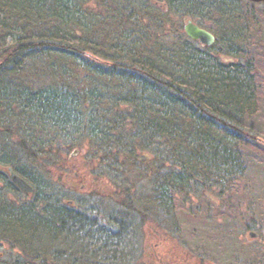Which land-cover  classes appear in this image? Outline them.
I'll use <instances>...</instances> for the list:
<instances>
[{
	"label": "trees",
	"instance_id": "1",
	"mask_svg": "<svg viewBox=\"0 0 264 264\" xmlns=\"http://www.w3.org/2000/svg\"><path fill=\"white\" fill-rule=\"evenodd\" d=\"M243 1L0 0V25L21 31L0 52V264H145L154 212L173 221L178 197L240 192L264 94V57L231 23ZM185 19L215 44L188 38ZM84 146L97 181L142 172L150 199L131 187L107 215L65 204L49 173Z\"/></svg>",
	"mask_w": 264,
	"mask_h": 264
},
{
	"label": "rangeland",
	"instance_id": "2",
	"mask_svg": "<svg viewBox=\"0 0 264 264\" xmlns=\"http://www.w3.org/2000/svg\"><path fill=\"white\" fill-rule=\"evenodd\" d=\"M240 5L242 18H232V26L239 30L253 53L264 57V4L244 0ZM172 22L183 24L178 19ZM13 27V22L7 29L0 25V52L20 34V29L15 31ZM252 123L257 128V140L241 150L246 172L240 192L226 198L216 193L201 198L178 197L173 221L154 212L156 221L147 222L140 229L145 264H264V94ZM91 149L84 146L71 154L70 166L74 167L71 171L49 173L53 189L60 192L62 188L69 194L65 204L72 201L73 207L78 208L80 204L91 203L107 215L112 205L119 202L116 195H125L131 187L137 198L150 199L152 181L141 180L142 172H130L126 178L123 173L110 171L97 181L92 175L94 166L87 159ZM9 198L17 200L15 194H9ZM254 225L260 228V233L248 229ZM251 232L258 237L251 238Z\"/></svg>",
	"mask_w": 264,
	"mask_h": 264
},
{
	"label": "water",
	"instance_id": "3",
	"mask_svg": "<svg viewBox=\"0 0 264 264\" xmlns=\"http://www.w3.org/2000/svg\"><path fill=\"white\" fill-rule=\"evenodd\" d=\"M252 3L256 4H264V0H247ZM184 30L188 38H190L193 41H196L200 43L202 46L205 47H211L216 42V36L208 31L205 28L200 27L199 25L195 24L190 19H185L184 21ZM77 152H75L76 154ZM8 172L10 174L11 181L14 185L17 186V188L27 194L31 195L34 193L35 189L32 187L26 180H24L21 176H19L13 168H9ZM251 238H257L258 234L251 232L250 233Z\"/></svg>",
	"mask_w": 264,
	"mask_h": 264
},
{
	"label": "flooded vegetation",
	"instance_id": "4",
	"mask_svg": "<svg viewBox=\"0 0 264 264\" xmlns=\"http://www.w3.org/2000/svg\"><path fill=\"white\" fill-rule=\"evenodd\" d=\"M75 176H76L77 178L79 177L78 174H75ZM142 244H143V243L139 244V247H140V246L142 247ZM141 247H140V248H141ZM141 249H142V248H141ZM143 250H144V249H142V252H140V256L145 258L146 255H144V251H143ZM146 258H148V257H146Z\"/></svg>",
	"mask_w": 264,
	"mask_h": 264
},
{
	"label": "bare ground",
	"instance_id": "5",
	"mask_svg": "<svg viewBox=\"0 0 264 264\" xmlns=\"http://www.w3.org/2000/svg\"><path fill=\"white\" fill-rule=\"evenodd\" d=\"M9 168H12V167H7L5 170H6V172L8 173V175H9V177H10V174H9V172H8V169ZM14 170V169H13ZM15 171V170H14ZM16 172V171H15ZM17 173V172H16ZM18 174V173H17ZM19 175V174H18ZM20 176V175H19ZM22 177V176H21ZM23 178V177H22ZM11 179V178H10ZM24 179V178H23ZM25 180V179H24ZM28 182V181H27ZM29 183V182H28ZM30 184V183H29ZM31 185V184H30Z\"/></svg>",
	"mask_w": 264,
	"mask_h": 264
}]
</instances>
